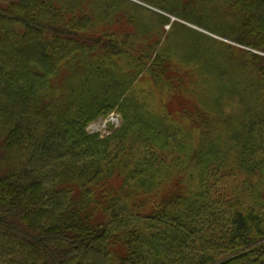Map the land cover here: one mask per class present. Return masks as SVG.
<instances>
[{"label":"trees","instance_id":"1","mask_svg":"<svg viewBox=\"0 0 264 264\" xmlns=\"http://www.w3.org/2000/svg\"><path fill=\"white\" fill-rule=\"evenodd\" d=\"M0 264H264V0H0Z\"/></svg>","mask_w":264,"mask_h":264},{"label":"rangeland","instance_id":"2","mask_svg":"<svg viewBox=\"0 0 264 264\" xmlns=\"http://www.w3.org/2000/svg\"><path fill=\"white\" fill-rule=\"evenodd\" d=\"M195 27V26H193ZM119 124V115L111 113L107 117H99L92 120L87 126L89 132H98L101 135L110 131V126L116 127Z\"/></svg>","mask_w":264,"mask_h":264}]
</instances>
